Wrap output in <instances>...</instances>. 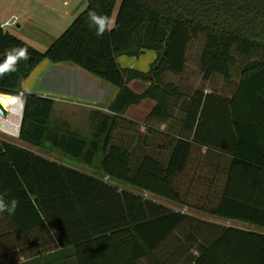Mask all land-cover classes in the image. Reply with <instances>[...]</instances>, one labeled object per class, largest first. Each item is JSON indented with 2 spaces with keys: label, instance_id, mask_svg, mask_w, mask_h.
Listing matches in <instances>:
<instances>
[{
  "label": "trees",
  "instance_id": "1",
  "mask_svg": "<svg viewBox=\"0 0 264 264\" xmlns=\"http://www.w3.org/2000/svg\"><path fill=\"white\" fill-rule=\"evenodd\" d=\"M86 1L44 52L0 27V64L17 49L29 54L0 76V93L20 94L45 59L116 88L108 113L92 115L91 139L66 123L50 126L53 99L23 97L18 140L50 145L99 174L0 142V194L19 201L4 214L20 231L71 247L76 264H264V234L141 195L264 228V139L256 134L264 128V0ZM91 11L114 27L97 36ZM145 51L157 54L148 72L119 66V57ZM134 80L150 86L137 94ZM147 99L155 106L143 123L124 117Z\"/></svg>",
  "mask_w": 264,
  "mask_h": 264
},
{
  "label": "crops",
  "instance_id": "2",
  "mask_svg": "<svg viewBox=\"0 0 264 264\" xmlns=\"http://www.w3.org/2000/svg\"><path fill=\"white\" fill-rule=\"evenodd\" d=\"M68 5L69 4L67 3V1H63L62 6L63 8H66L65 11H63V17H67L70 14V12L67 11ZM17 27H21L20 23H18ZM147 52L150 51H145L144 54H146ZM139 58L136 59L135 57L128 58L126 56H121L117 61L119 66L123 69L139 71L136 67H140V69H142L140 72L146 73L144 68L147 61H133L135 59L138 60ZM43 64L44 68L39 74L40 79L44 77L45 71L49 67H52V63H47V61H44ZM64 64L68 63H60L53 66H57L54 67L55 69H59L61 67L68 68L65 70L69 71V66ZM73 68L74 69H71V71H76L78 73L82 72L84 74L83 80L79 81L75 80L72 76V81L75 83L73 88L67 87V83L64 84V72L63 74H60L55 78L52 77V82L55 81V86L50 88L48 91L40 88L34 95L51 98L54 100V110L50 118V126H56L57 124L60 125L62 123H66L70 127V130L79 137L84 139H91L94 128V123L92 121L93 113L96 111L108 113V107L114 100L118 91L116 89H108L105 85H103L105 86V89L109 90V93L108 96L105 94V97H101L100 79L84 73V71H81V69L78 67L74 66ZM59 81L63 82L65 87L63 86V84L62 86L64 88L57 87L56 83ZM24 83L22 84V89L25 88V91L27 92L31 91L29 90L28 86H23ZM149 86V83L140 80H134L129 83V87L134 92L139 94L143 93ZM21 94L26 95L21 92L20 94H18L19 99ZM12 106L15 107L16 105L13 104ZM154 106L155 101L151 99L144 100L139 105L131 106L130 108H128L124 117L139 123H143L146 116L150 113ZM140 107L142 108L138 109ZM13 110H17V108L15 107ZM239 112L241 111L239 110ZM239 124L234 125L233 130L240 126ZM241 128L242 127H239L238 133H235L237 135V139L239 140L241 139ZM259 128H261V131H259V133L257 131L256 134H260L261 139H264V128ZM256 136L259 137V135ZM19 147L31 151L34 154H37L48 160L76 169L77 171L91 174L84 171V169H77L71 166V164H69L71 161H78L62 153L60 150L51 147L50 145H44L41 148H35L30 147L26 144L23 145L19 141ZM118 187L119 189L126 188L122 185H119ZM134 192L139 194L138 191ZM228 221L232 222L234 225L223 227H233L244 231H253L264 234V228H259L257 226L249 225L247 223L236 220ZM51 235L53 236V234ZM0 264H76V261L73 256V250L71 247L55 248V244L52 241L50 234L45 233L42 236L37 233L36 230L20 231L19 227L14 225L4 213H0Z\"/></svg>",
  "mask_w": 264,
  "mask_h": 264
},
{
  "label": "rangeland",
  "instance_id": "3",
  "mask_svg": "<svg viewBox=\"0 0 264 264\" xmlns=\"http://www.w3.org/2000/svg\"><path fill=\"white\" fill-rule=\"evenodd\" d=\"M63 1H67L68 8L67 11L70 12L69 16L63 17V11L66 8H63ZM87 1L86 0H0V23L8 20L12 15H16L19 18V23L21 27H7L4 31L14 35L16 38L20 39L22 42L27 43L32 46L34 49L44 52L74 21V19L86 8ZM128 57V56H126ZM150 57V59H149ZM153 57V58H152ZM129 58V57H128ZM157 58V54L154 51L147 52L144 55H141L138 60L133 61H147L145 63L144 70L146 72L149 71L151 65L155 62ZM127 59V58H126ZM44 61L50 63L47 59L43 60L30 74V76L24 81L23 86H28L29 90L25 91V88L22 89V93L27 95H34L41 88L43 90L48 91L50 88L55 86V81L52 82V77L55 78L60 74H64V84L67 87H74L75 83L72 81V76L75 80H83L84 74L82 72L71 71L74 69L72 64H64L68 65L70 70L67 71L65 69L68 68H57L55 69L52 64V67H49L45 73L43 78H39V74L42 72L44 68ZM137 70L141 71L140 67ZM55 70V71H54ZM81 71H83L81 69ZM84 73H86L84 71ZM88 74V73H87ZM82 75V76H81ZM68 81V82H67ZM58 88H64L65 85L63 82L59 81L56 83ZM63 84V86H62ZM105 85L108 89L115 90L111 85H108L100 80V96L105 97V94L108 96L109 90L105 89ZM104 87V88H103ZM136 93V92H135ZM139 94V93H137ZM24 97V96H23ZM23 99V98H22ZM0 100L7 105H17L19 109L20 99L18 95H12L7 93H0ZM144 107V106H142ZM142 107L138 108L141 109ZM15 108V107H14ZM145 118V117H144ZM0 140L2 142L9 143L13 146L19 147L18 137H12L7 134H0ZM23 144V143H21ZM25 145V144H23ZM69 162V161H68ZM69 164L77 169H84V171L88 173H97L96 169L87 168L85 165H82L78 162L71 161ZM134 191H139L137 189H132ZM144 197L153 199L156 202L163 203L168 205V207L172 208L173 211L182 212L186 215L194 217L196 219H201L207 222H212L217 224L218 226H231L234 225L232 222L228 220L219 219L217 217H213L211 215L195 211L189 209L185 206L169 203L168 201L155 198L151 195L141 194ZM250 227V226H249Z\"/></svg>",
  "mask_w": 264,
  "mask_h": 264
},
{
  "label": "clouds",
  "instance_id": "4",
  "mask_svg": "<svg viewBox=\"0 0 264 264\" xmlns=\"http://www.w3.org/2000/svg\"><path fill=\"white\" fill-rule=\"evenodd\" d=\"M89 21L96 26L97 36H102L106 30H110L114 27V21L106 15L97 14L95 11L89 12ZM29 59L27 48H21L16 50V55L8 56L4 63L0 64V76H3L9 72L16 71V66L22 60ZM19 201L15 198L10 201L5 199V194H0V213L7 212L8 214H14L18 207Z\"/></svg>",
  "mask_w": 264,
  "mask_h": 264
},
{
  "label": "built area",
  "instance_id": "5",
  "mask_svg": "<svg viewBox=\"0 0 264 264\" xmlns=\"http://www.w3.org/2000/svg\"><path fill=\"white\" fill-rule=\"evenodd\" d=\"M19 23V18L15 15L11 16L8 20L4 21L3 23H0V27L2 29H6L7 27H14L17 26ZM23 94L20 95V108H17V105L15 106L19 112V115H13V109L14 107L12 105H4L0 101V134H7L12 137L17 138L18 132L20 130V120H21V112L22 107L24 104ZM14 116V120L12 121V117ZM18 118V119H17ZM0 142H2L0 140Z\"/></svg>",
  "mask_w": 264,
  "mask_h": 264
},
{
  "label": "water",
  "instance_id": "6",
  "mask_svg": "<svg viewBox=\"0 0 264 264\" xmlns=\"http://www.w3.org/2000/svg\"><path fill=\"white\" fill-rule=\"evenodd\" d=\"M4 57H2L0 60H2ZM23 115H24V104H23V107H22V112H21V120H20V129H21V124H22V121H23ZM20 136V130L18 132V137Z\"/></svg>",
  "mask_w": 264,
  "mask_h": 264
},
{
  "label": "bare ground",
  "instance_id": "7",
  "mask_svg": "<svg viewBox=\"0 0 264 264\" xmlns=\"http://www.w3.org/2000/svg\"><path fill=\"white\" fill-rule=\"evenodd\" d=\"M1 101V100H0ZM1 103H3L4 105H6L7 106V104L6 103H4V102H2L1 101ZM13 112V115H19V112H18V110H12ZM18 119V118H17ZM14 120V116L12 117V121Z\"/></svg>",
  "mask_w": 264,
  "mask_h": 264
}]
</instances>
